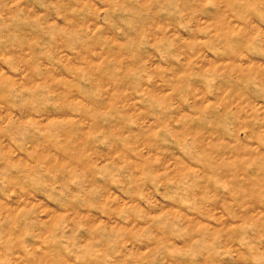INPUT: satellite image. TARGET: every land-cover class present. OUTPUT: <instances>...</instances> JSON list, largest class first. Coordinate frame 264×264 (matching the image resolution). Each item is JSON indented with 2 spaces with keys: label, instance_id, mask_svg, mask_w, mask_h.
Listing matches in <instances>:
<instances>
[{
  "label": "rangeland",
  "instance_id": "obj_1",
  "mask_svg": "<svg viewBox=\"0 0 264 264\" xmlns=\"http://www.w3.org/2000/svg\"><path fill=\"white\" fill-rule=\"evenodd\" d=\"M0 264H264V0H0Z\"/></svg>",
  "mask_w": 264,
  "mask_h": 264
}]
</instances>
